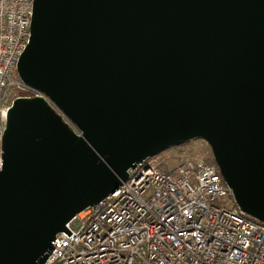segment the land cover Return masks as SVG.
Returning a JSON list of instances; mask_svg holds the SVG:
<instances>
[{"label": "water", "instance_id": "water-1", "mask_svg": "<svg viewBox=\"0 0 264 264\" xmlns=\"http://www.w3.org/2000/svg\"><path fill=\"white\" fill-rule=\"evenodd\" d=\"M0 141V264H43L76 214L202 140L264 224V0H34Z\"/></svg>", "mask_w": 264, "mask_h": 264}, {"label": "built area", "instance_id": "built-area-1", "mask_svg": "<svg viewBox=\"0 0 264 264\" xmlns=\"http://www.w3.org/2000/svg\"><path fill=\"white\" fill-rule=\"evenodd\" d=\"M34 0H0V141L12 88L46 97L15 80L30 37ZM175 158L169 169L162 161ZM127 181L76 214L55 236L43 264H264V224L245 215L215 165L195 147L152 157L127 171Z\"/></svg>", "mask_w": 264, "mask_h": 264}, {"label": "rangeland", "instance_id": "rangeland-1", "mask_svg": "<svg viewBox=\"0 0 264 264\" xmlns=\"http://www.w3.org/2000/svg\"><path fill=\"white\" fill-rule=\"evenodd\" d=\"M13 78L15 80H18V77H17L16 73L13 75ZM29 95L30 94H29L28 91L21 90V89H18L17 87H14V88L11 89V91L9 93L7 103L9 105H11L14 99L19 98V97L29 96ZM189 145L195 147L197 149V151H198V154L201 155V157H203L204 159L209 160V161L213 160L209 147L202 140H194V141H191L189 143H186V144L178 146V147H172V148L167 149L164 152H162V153H160V154H158V155H156L154 157L155 158H160V157L163 158V156H165L167 154L172 155L173 153H175L177 148H179V147H187ZM175 162H176L175 158H171L169 160L162 161V166L161 167L163 169H169V168L172 167V165L175 164Z\"/></svg>", "mask_w": 264, "mask_h": 264}, {"label": "trees", "instance_id": "trees-1", "mask_svg": "<svg viewBox=\"0 0 264 264\" xmlns=\"http://www.w3.org/2000/svg\"><path fill=\"white\" fill-rule=\"evenodd\" d=\"M208 163H210L212 165H215L214 162H213V160H210V161L208 160Z\"/></svg>", "mask_w": 264, "mask_h": 264}]
</instances>
